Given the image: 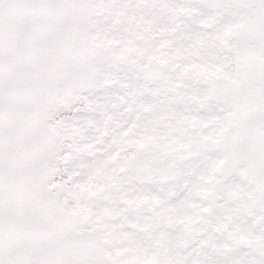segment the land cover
<instances>
[{"label": "snow or ice", "instance_id": "6c2138e0", "mask_svg": "<svg viewBox=\"0 0 264 264\" xmlns=\"http://www.w3.org/2000/svg\"><path fill=\"white\" fill-rule=\"evenodd\" d=\"M0 264H264V0H0Z\"/></svg>", "mask_w": 264, "mask_h": 264}]
</instances>
